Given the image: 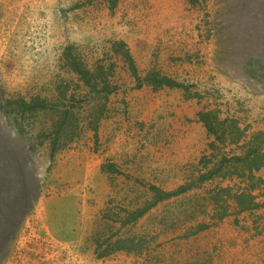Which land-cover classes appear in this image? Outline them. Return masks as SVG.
Listing matches in <instances>:
<instances>
[{
	"label": "rangeland",
	"instance_id": "1",
	"mask_svg": "<svg viewBox=\"0 0 264 264\" xmlns=\"http://www.w3.org/2000/svg\"><path fill=\"white\" fill-rule=\"evenodd\" d=\"M19 102L74 116L26 115L63 146L0 264H264V0H0L1 132Z\"/></svg>",
	"mask_w": 264,
	"mask_h": 264
},
{
	"label": "trees",
	"instance_id": "2",
	"mask_svg": "<svg viewBox=\"0 0 264 264\" xmlns=\"http://www.w3.org/2000/svg\"><path fill=\"white\" fill-rule=\"evenodd\" d=\"M125 56L128 57V60L130 61V65L132 66L130 67L132 69L133 76L139 81L141 78H137L133 63L131 62L127 54H125ZM81 68V65H78V69H76L75 71L81 76V78L86 79L88 71L81 70ZM145 83L147 82L145 81ZM141 84H143V82H141L140 85ZM148 84L155 87L167 86L177 88L183 87V89L186 88L185 86H181L165 77H161V79L155 81L154 84H151L149 82ZM16 105L22 109L18 114H15L13 116L16 125L19 126V129L15 127V129L10 132V134H6L5 132L0 131V258L5 245L15 237L17 230L24 220L26 214L30 211L33 203L39 197L40 182L37 178V168L35 165L33 166L31 156L34 155L35 152H37L38 149L41 148L46 141L49 143L53 154L56 152V148L59 149L63 146V144H59V137L55 138V134L51 130L47 134H41L42 131L39 132L36 137L41 140L40 143H34V140L32 142H28L29 140L26 139L25 136L20 135V132L23 133L21 131L23 121H25L26 117L33 114L37 109L42 111V113L51 111L57 115L59 114L60 118H68L69 116H74L72 112L66 109L60 112V108L58 106L48 105L46 102H42L36 105H33L32 102L29 104L19 102ZM1 107L2 106H0V110ZM2 109L3 112H0V122L4 118L2 116H5L7 118L9 117L8 119L11 118L9 114H4L3 107ZM198 118L199 121L205 126L208 133L215 135L217 139H221V137H224L227 133V130L224 127L221 128V123H229L230 126L227 129L230 133H232L231 131L233 130V126H235L237 121L233 118H226L220 123L219 116L216 115V113H214L213 111L201 112L198 115ZM97 121H99L98 116L93 118L94 124H96ZM93 122L91 123V125L93 124ZM257 136L261 138L263 137V134L259 133L257 134ZM255 163L256 161L254 160V158H248L247 160H245V164L247 165L242 167L253 170V166ZM31 164L33 167L31 166ZM261 164V162L258 163L256 168L258 169ZM153 189L157 194L159 190H157L156 188ZM184 191L185 188H181L174 193L162 194L161 196L158 195L155 203L160 200L169 199L176 195H181L182 193H184ZM244 196L245 195H241V197ZM241 197L237 200L238 206H240L241 204ZM248 198L252 200L251 197L248 196ZM213 200L217 201L216 199ZM155 203L152 205H155ZM145 211L146 210L141 211L139 216L143 215ZM240 211H242V209H240ZM117 250L122 249L117 248ZM115 251L116 250H114L113 252Z\"/></svg>",
	"mask_w": 264,
	"mask_h": 264
}]
</instances>
